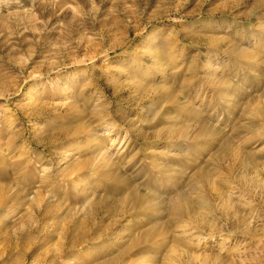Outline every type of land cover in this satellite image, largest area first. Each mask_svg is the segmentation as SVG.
I'll use <instances>...</instances> for the list:
<instances>
[{"label": "rangeland", "instance_id": "374dc122", "mask_svg": "<svg viewBox=\"0 0 264 264\" xmlns=\"http://www.w3.org/2000/svg\"><path fill=\"white\" fill-rule=\"evenodd\" d=\"M0 264H264V0H0Z\"/></svg>", "mask_w": 264, "mask_h": 264}, {"label": "bare ground", "instance_id": "6f19581e", "mask_svg": "<svg viewBox=\"0 0 264 264\" xmlns=\"http://www.w3.org/2000/svg\"><path fill=\"white\" fill-rule=\"evenodd\" d=\"M143 135H139L138 134V136H137V138H141ZM144 138V137H143ZM115 142V141H114ZM116 143V142H115ZM123 144V143H122ZM113 147V146H112ZM111 147V148H112ZM106 151V150H105ZM105 153V152H104ZM104 157V156H103ZM120 159H122V158H120ZM86 165H88L87 163H86ZM85 165V166H86ZM82 167V166H81ZM83 169H85V168H81V170L83 171ZM155 174V173H154ZM74 187H76L77 188V184L76 185H73ZM79 186V185H78ZM131 193V197H132V199H133V201L137 204V205H139L142 201H143V198H142V196H141V194L137 191V189H134V190H132V191H130ZM39 198V197H38ZM40 199V198H39ZM126 200V199H125ZM97 204H100V202H97ZM96 204V205H97ZM41 206H42V204H41Z\"/></svg>", "mask_w": 264, "mask_h": 264}]
</instances>
